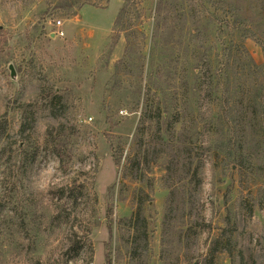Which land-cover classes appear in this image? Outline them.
Instances as JSON below:
<instances>
[{
  "label": "rangeland",
  "instance_id": "1",
  "mask_svg": "<svg viewBox=\"0 0 264 264\" xmlns=\"http://www.w3.org/2000/svg\"><path fill=\"white\" fill-rule=\"evenodd\" d=\"M92 1L0 0V264H53L74 242L79 255L69 264H264V209L255 203L264 141L259 131L243 134L251 146L239 167L209 153L213 133L201 117L222 97L193 72L220 66V37L258 64L262 48L222 35L226 26L219 31L209 15L197 27L164 24L156 37L152 0H140L142 17L116 43L124 1ZM231 1L264 30V0ZM149 86L159 93L151 88L148 98ZM156 107L168 120L157 123ZM66 186L79 190L77 200ZM140 208L148 238L134 241L129 221Z\"/></svg>",
  "mask_w": 264,
  "mask_h": 264
},
{
  "label": "trees",
  "instance_id": "2",
  "mask_svg": "<svg viewBox=\"0 0 264 264\" xmlns=\"http://www.w3.org/2000/svg\"><path fill=\"white\" fill-rule=\"evenodd\" d=\"M108 0H99V2L92 1L88 2L95 6H102ZM124 4L121 8L119 15L114 24V32L116 33L115 42L117 43L121 39V32L128 33L129 28L136 25L134 19H140L142 17V11L140 8V0H123ZM153 4L155 6L154 20L156 21L154 36L158 37L157 33L163 32L165 27L164 24L176 21H185V24H193L197 27L203 23L204 18L211 19L217 29L223 30L226 26V33L223 32L222 35L229 34L232 37H237L241 41L252 40L257 45L262 48L264 57V30L261 27H257L254 21L243 13L242 8L232 2L231 0H154ZM219 27V28H218ZM146 40V34L141 32ZM127 42H129L128 50L132 48L131 43L133 41L130 39V35H126ZM221 41H217V49L222 53V59L220 60V66H213V62L208 63L202 68L199 67L198 70H194V73H198L199 76L197 80L200 82L201 88H207L211 95L215 94L217 98L222 97L221 101L212 107L210 112L205 116L202 115L201 128L207 129L206 131H211L212 138L208 146H203L211 152H222L225 154L227 161L233 160V163L239 167L246 160V155L244 154V148L250 147L251 143H244L242 139H245L243 134L259 131L257 134L261 136V140L264 141V63L258 64L255 62L252 55L249 53L248 49L244 45L238 46L239 50L237 53L233 50V43L237 46L234 39L231 41V45L228 46L223 41V38H219ZM131 54V51L129 52ZM246 60V62H242ZM257 74L256 79L253 76ZM209 81V82H208ZM151 88L154 89V93L158 91L154 86H149L147 96L151 94ZM257 92V98L255 95L252 97V93ZM159 93V92H158ZM157 93V94H158ZM52 101V100H51ZM148 99V104H149ZM53 102V101H52ZM152 104L154 102H151ZM55 105V103L53 104ZM158 116L157 123H160V118L168 120L169 113L161 112L160 107H156L154 111ZM166 113V114H165ZM257 113L262 114L260 129H256L254 124V117ZM147 112H143L140 127L145 123V116ZM255 114V115H254ZM173 121V126H170L177 133V125L181 120V116L177 114ZM177 124V125H176ZM24 129L22 126L21 132ZM171 134V133H169ZM160 141H167V138L162 134L159 137ZM237 142V147L235 148V141ZM172 145L171 150L174 151L175 144L174 140H170ZM174 142V143H173ZM202 147V146H201ZM234 154V155H233ZM122 155V154H121ZM122 158V156H121ZM118 164L119 161L117 160ZM72 196L73 200L79 198V190L72 187L66 186ZM255 203L264 209V184L257 190ZM136 221L133 223V236L134 241L139 237H144L145 240L148 238V225L145 219V215L141 211V208L132 216L129 222ZM17 222V221H16ZM16 222H14L13 215L10 216L8 220V228L10 234H13L16 239H19V233L17 231ZM226 226L222 230V237H226L227 242L232 239V224L229 215L225 219ZM113 220L110 219L109 225L112 226ZM76 234V232H74ZM218 241L215 242V244ZM140 249L139 246L137 250ZM78 242H74L71 246L65 249L60 255L61 258H57V262L53 264H69L70 261H75L76 254H78ZM138 251L134 250L133 253L137 254ZM90 259H92V252H88ZM79 255V254H78ZM73 257V258H70ZM133 258V256H132ZM108 259V257H107ZM38 263H42L41 258L37 259ZM108 261L107 264L109 263Z\"/></svg>",
  "mask_w": 264,
  "mask_h": 264
},
{
  "label": "built area",
  "instance_id": "3",
  "mask_svg": "<svg viewBox=\"0 0 264 264\" xmlns=\"http://www.w3.org/2000/svg\"><path fill=\"white\" fill-rule=\"evenodd\" d=\"M61 25H62V22H61L60 20H58V21L56 22L57 30H56L55 33H54V34H56V35H58V36H60V37H62V36L65 35V32L61 29Z\"/></svg>",
  "mask_w": 264,
  "mask_h": 264
},
{
  "label": "water",
  "instance_id": "4",
  "mask_svg": "<svg viewBox=\"0 0 264 264\" xmlns=\"http://www.w3.org/2000/svg\"><path fill=\"white\" fill-rule=\"evenodd\" d=\"M12 78H16V72L14 71L13 65L10 66Z\"/></svg>",
  "mask_w": 264,
  "mask_h": 264
}]
</instances>
